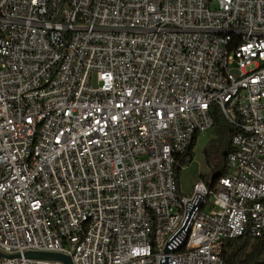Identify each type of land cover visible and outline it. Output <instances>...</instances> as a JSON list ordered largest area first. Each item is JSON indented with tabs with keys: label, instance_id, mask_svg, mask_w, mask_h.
Returning <instances> with one entry per match:
<instances>
[{
	"label": "built area",
	"instance_id": "2783aa9c",
	"mask_svg": "<svg viewBox=\"0 0 264 264\" xmlns=\"http://www.w3.org/2000/svg\"><path fill=\"white\" fill-rule=\"evenodd\" d=\"M216 110L227 173L185 195ZM234 239L264 240V0H0V264H227Z\"/></svg>",
	"mask_w": 264,
	"mask_h": 264
},
{
	"label": "trees",
	"instance_id": "16d2710c",
	"mask_svg": "<svg viewBox=\"0 0 264 264\" xmlns=\"http://www.w3.org/2000/svg\"><path fill=\"white\" fill-rule=\"evenodd\" d=\"M215 124L213 127L214 137L204 148V156L207 166L212 168L214 179L223 177L227 173V158L232 151L233 127L218 110L214 113ZM199 135H196L189 149L178 157L175 165V175L180 190V174L183 168L193 162L195 146ZM203 177V176H202ZM225 258H231L234 264H264V240L251 243L248 239H234L227 245Z\"/></svg>",
	"mask_w": 264,
	"mask_h": 264
},
{
	"label": "rangeland",
	"instance_id": "374dc122",
	"mask_svg": "<svg viewBox=\"0 0 264 264\" xmlns=\"http://www.w3.org/2000/svg\"><path fill=\"white\" fill-rule=\"evenodd\" d=\"M212 130L200 134L196 142L193 162L187 165L181 171L180 189L181 192L185 195L192 192L194 184L199 179H203L206 183H211L214 179V174L211 171L212 168L210 166H207L203 152L209 141L214 137V133ZM207 209L208 208L206 207V210Z\"/></svg>",
	"mask_w": 264,
	"mask_h": 264
},
{
	"label": "water",
	"instance_id": "95a60500",
	"mask_svg": "<svg viewBox=\"0 0 264 264\" xmlns=\"http://www.w3.org/2000/svg\"><path fill=\"white\" fill-rule=\"evenodd\" d=\"M26 256L33 259L59 261L62 262L63 264H72L70 257L58 253H27ZM228 264H234L231 258L228 259ZM254 264H263V263L257 262Z\"/></svg>",
	"mask_w": 264,
	"mask_h": 264
},
{
	"label": "crops",
	"instance_id": "0c3cea01",
	"mask_svg": "<svg viewBox=\"0 0 264 264\" xmlns=\"http://www.w3.org/2000/svg\"><path fill=\"white\" fill-rule=\"evenodd\" d=\"M199 136H200V134H199ZM199 136H198V137H199ZM180 191H181V189H180Z\"/></svg>",
	"mask_w": 264,
	"mask_h": 264
}]
</instances>
